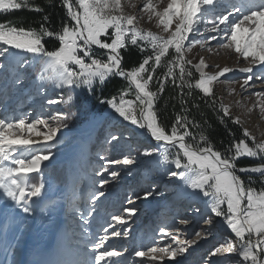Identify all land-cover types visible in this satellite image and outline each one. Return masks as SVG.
Returning a JSON list of instances; mask_svg holds the SVG:
<instances>
[{
	"label": "snow or ice",
	"instance_id": "1",
	"mask_svg": "<svg viewBox=\"0 0 264 264\" xmlns=\"http://www.w3.org/2000/svg\"><path fill=\"white\" fill-rule=\"evenodd\" d=\"M141 2L139 11L146 14L148 21H156L159 33L139 27V17L126 13L122 0H62L70 20L57 32L43 24L37 30L0 22V46H3L0 50V79H10L13 88L24 86V69L29 61L21 57L12 63L9 60L12 49L18 50L17 55L32 54L33 68L35 61L43 58V64L35 75L40 90H45L49 83L55 88L91 90L97 81L102 85L114 75L126 79L130 88L134 86L135 100L125 99L128 91H122L119 100L113 96L102 102L107 103L123 120L146 129L160 147L155 153L146 150L144 154H155L161 163L174 165L176 170L168 171V175L182 181L194 194H202L210 201L211 212L224 218L235 241L227 240L215 248L212 255L237 253L241 264H264V187L256 189L251 186V174L264 177V140L256 142L245 129V139L233 141L230 147L221 152L202 133L199 140H196L190 130V125L199 127L194 120L177 115L169 130L161 125L155 112L156 99L169 78L175 86L181 88L182 96L184 88L189 89L188 95L195 88L205 97H212L215 103L214 82L234 71L225 66L216 73H208L205 69L209 65L202 57L196 64L186 58V52L191 51L194 45L201 44V41L194 40L186 45L190 33L198 32L201 23L214 25L211 31L216 35L210 36L209 41L222 39L224 42L221 47L235 52L247 62V67L239 69L249 74L240 88L243 90L249 86L253 80L254 67L264 69V0H229L227 5H223L224 12L220 14L215 10L221 5V0H167L166 6H162L164 0ZM128 6L136 7L131 0H128ZM22 8L42 10L32 0H0V12ZM210 11L216 17L214 20L205 19ZM44 20L47 21L48 17L45 16ZM221 32L224 33L223 37H220ZM44 38L58 40L59 46L48 50L43 43ZM129 45L138 47L142 54L150 50V54L144 56L138 66L124 69L121 50H126ZM98 49L104 50L106 58L95 55ZM169 55L171 59H168ZM161 66L166 67V71L163 79L158 81V91L154 92L150 90V82L155 79L154 73ZM191 68L199 74V78L194 81L191 79ZM177 69L179 76L176 74ZM255 78L264 80V76ZM230 91L235 92V89ZM254 94L258 99L257 106L264 113V92ZM72 99L69 96L60 102L70 104ZM220 109L224 116L231 118L227 105L221 103ZM73 115L57 112L49 118L38 117L27 122L24 117H8L0 113V200L11 202L25 214L34 211L29 201L41 197L46 186L42 179L39 183L30 184V175L41 174L42 162L53 156L50 150L45 153L38 145L54 142L60 129L67 126ZM234 122L239 123V118H234ZM189 138L194 143H190ZM249 138L252 140L251 145L246 142ZM110 139L118 143L121 136L110 134ZM170 148L177 149L172 159L169 158ZM242 157L259 158L262 162L238 167L237 161ZM133 162L134 158L125 155L122 160L106 161V166L121 163L130 165ZM238 173L248 174V181L245 182ZM110 175L115 178L118 173L113 171ZM261 183L264 184V179ZM103 184L104 181H101ZM149 194L146 192L145 196ZM102 195L96 192L91 199L97 201ZM224 205L226 211L222 207ZM73 210H76L75 205ZM124 211L132 215L136 210L129 207ZM88 215H93V212L90 211ZM81 219L85 224L88 223L82 214ZM111 220L118 224L125 222L121 215H112ZM181 223L187 221L182 220ZM103 231L107 233V229ZM160 231L162 236L171 237L175 245L137 250L134 256L146 257L148 264H158L165 258L175 259L197 242L181 241L178 233L164 228ZM112 235L119 236V232L114 231ZM196 235L200 237L201 232ZM108 240L109 236L104 234L93 244L94 264H117L114 258L123 255L115 248L104 250ZM141 264H144L143 259Z\"/></svg>",
	"mask_w": 264,
	"mask_h": 264
},
{
	"label": "rangeland",
	"instance_id": "2",
	"mask_svg": "<svg viewBox=\"0 0 264 264\" xmlns=\"http://www.w3.org/2000/svg\"><path fill=\"white\" fill-rule=\"evenodd\" d=\"M131 2L136 5L135 8L128 6V0H122L125 12L139 17V27L159 33L160 29L156 26V21H148L146 14L139 11L142 7L141 0H131ZM228 2L229 0H221V5L215 10L216 13H223V5H227ZM166 3L167 0H164L162 6H166ZM215 18L211 11L205 17L206 20ZM8 23L19 27L15 21ZM213 27L212 23H201L198 32L190 33L186 45L194 40L201 41V44L194 45L191 51L186 52V58L196 64L202 57L209 65L205 69L208 73H216L225 66L234 69L213 84L219 111L224 115L220 104L227 105L232 120L239 118V123H235L241 127L243 135L244 130L247 129L251 138H254L256 142L264 140V113L257 106L258 99L254 94L264 92V80L255 78L264 76V69L255 66L253 80L249 82L248 87L241 90L240 84L249 74L240 72L239 69L247 67L248 64L235 52L221 47L220 45L224 42L222 39L209 41L210 36L216 35L211 31ZM223 35L224 33L221 32L220 37ZM129 48L142 54L138 47L129 45L126 50ZM2 49L3 46H0V50ZM17 52L18 50L15 49L10 51L9 60L12 63L21 57L29 61L24 69V86L19 89L13 88L10 79L8 81L0 79V113L8 117H24L27 122L38 117L49 118L57 112L74 113L72 119L67 122L66 128L79 132L72 134L66 144H53L44 148L45 153L50 150L53 156L48 161L42 162L41 174L33 173L36 174L37 181L30 179L29 183H39L42 179L46 187L41 198L47 201L42 208L31 215H25L18 209L20 211L18 236L8 247L9 250L5 257L7 264H23L22 257L25 248L29 249V256L34 253L35 243L41 236V232L44 235L43 231H45L47 236L50 229L49 224L56 218L62 206L71 223L69 225L71 240L76 246V251L82 256H85L84 253L87 255L89 253L92 262L90 264H94L93 244L104 234L109 236L104 250L115 248L123 253L121 257L114 258L117 259V264H141V259L144 260V264H148L146 257H135L134 252L146 251L147 248L153 246L175 245L171 237L162 236L161 228L178 233L181 241L195 240L197 242L175 259L165 258L158 264H241V258L237 253L212 255L215 248L225 244L227 240L235 241V237L224 223V218L217 217L211 212L210 201L202 195L200 200L190 199L193 192L189 193L188 190H184L182 181L168 175V171L176 170L174 165L161 163L155 154L152 156L144 154L146 150L155 153L160 147L159 144L153 141L144 129L123 120L107 103L102 102L113 96L119 100L122 91H128L125 99L135 100V91L132 87L130 88L126 79L114 75L102 85L97 81L91 90L68 87L51 90L55 88L51 83L46 85L45 90H40L38 82L35 81V75L43 64V58L36 60L35 68H33L32 54L19 53L17 55ZM149 54L150 50L144 52L142 59ZM95 55L98 58H106L104 50H96ZM168 59H171V55ZM149 71H151L150 66ZM165 71L166 67L163 66L160 79H163ZM191 71L193 73L191 79L193 81L198 79L199 74L195 69L191 68ZM176 74L179 76L178 69ZM112 82L118 89L107 94L106 86ZM231 89H235V92L230 91ZM8 92H10L9 96L4 99L3 96ZM69 96L73 97L70 104L60 102ZM48 101L56 103L49 104ZM41 130L44 129L41 128ZM110 134L121 136L120 141L118 143L111 141ZM251 138L246 139L250 145ZM176 152V148H170L169 158H174ZM125 155L134 158V162L130 165L121 163L106 166V161L122 160ZM240 159H248L254 164L262 162L259 158L242 157ZM62 169L64 171L60 178ZM113 171L118 173L115 178L110 175ZM71 172L76 174L73 185L69 187L68 179ZM238 174L245 182L248 181V174ZM262 179L264 177L259 174H251V186L261 189L264 187L261 183ZM101 181H104L103 185ZM96 192L103 195L97 201H92L91 197ZM146 192L150 194L145 196ZM108 197L118 202L114 210L105 204ZM73 205H75V211ZM129 207L136 210L132 215L124 211ZM222 207L226 211V205ZM90 211L93 215H88ZM81 214L88 220L87 224L81 219ZM112 215H121L125 222L118 224L112 221ZM182 220L187 223H181ZM9 221L10 217L5 220V223ZM104 229H107V233H104ZM114 231L119 232V236H113ZM197 232H201L200 237H197Z\"/></svg>",
	"mask_w": 264,
	"mask_h": 264
},
{
	"label": "trees",
	"instance_id": "3",
	"mask_svg": "<svg viewBox=\"0 0 264 264\" xmlns=\"http://www.w3.org/2000/svg\"><path fill=\"white\" fill-rule=\"evenodd\" d=\"M32 3L38 5L42 10L35 11L29 8L12 10L0 14V22L15 21L19 27H24L25 29H38L43 24L49 30L57 32L64 23H68L70 20L66 9L62 6V0H32ZM45 16L48 17L47 21L44 20ZM43 43L48 50H53L59 46L58 40L54 38H44ZM121 55L124 69L137 66L142 60V54L132 48L123 50ZM162 69L163 66L155 71V79L150 82L151 91H158V81L160 80ZM114 82L116 83V81ZM114 82L106 86L107 94H111L118 89L113 84ZM188 92L189 90L184 89V95L182 96L181 88L175 86L171 80L165 82L163 91L158 95L155 103V112L162 126L170 130L177 115L187 116L189 120H194L199 125V127L190 125V130L195 135L196 140H199V136L202 133L207 137L208 142L221 152L230 147L233 141L245 139L241 127L232 118L221 114L218 104L216 101L213 103L212 97H205L195 88L191 90V95H188ZM9 93L3 96L4 99H7ZM182 100L184 103H182ZM189 142L194 143L191 138H189ZM252 164L254 162L248 159H239L237 161L238 167ZM63 171L64 169L61 171L60 178H62ZM30 179L37 181L36 174H33ZM105 204L108 208L114 210L118 202L108 197L105 200Z\"/></svg>",
	"mask_w": 264,
	"mask_h": 264
},
{
	"label": "bare ground",
	"instance_id": "4",
	"mask_svg": "<svg viewBox=\"0 0 264 264\" xmlns=\"http://www.w3.org/2000/svg\"><path fill=\"white\" fill-rule=\"evenodd\" d=\"M57 88H53L51 90H54ZM146 134L150 136V134L144 129ZM78 130L70 129V128H61L60 131L57 134V137L54 138V142H49L47 144H40L38 147L44 149L47 147L52 146L53 144H66L68 140L72 137V134H78ZM152 138V137H151ZM160 146V145H159ZM27 154V153H26ZM75 172H71L69 174L68 179V186L71 187L73 185V181L75 178ZM182 188L184 190H188L187 192L192 193L193 190L186 188L184 186V183H182ZM68 191V190H66ZM188 194V193H187ZM202 194L196 193L193 195H190V199L193 201L200 200V196ZM202 198V196H201ZM45 198H36L35 200L29 201V203L32 204L34 211L32 213H29L28 215L33 214L38 209L42 208V206L45 204ZM186 204V203H185ZM19 210L14 207V205L11 202L4 203L2 200H0V264H7L5 257L7 255V252L9 250L10 243H14L18 236V227L20 224L19 219ZM12 214V216H10ZM26 215V214H25ZM10 217L9 223H5V220ZM13 218V219H11ZM57 216L53 220L52 223L49 224L50 229L48 230L47 236L45 235V231L41 232V236H39L38 240L36 241L35 251L30 256L28 255L29 249H23V261L24 264H70L74 261L76 258L73 255H76V252H72L71 248H67L66 244H62V241L60 240L63 231V228H60L59 230V236L57 238L55 249L51 251L46 250V246L48 242L50 241L51 234L54 230V227L56 225ZM70 228V227H69ZM39 241V242H38ZM38 242V243H37ZM73 246H75L73 244ZM76 247V246H75ZM10 260V259H9ZM67 260V262H66ZM11 262V260H10ZM83 264H88V261H84Z\"/></svg>",
	"mask_w": 264,
	"mask_h": 264
},
{
	"label": "water",
	"instance_id": "5",
	"mask_svg": "<svg viewBox=\"0 0 264 264\" xmlns=\"http://www.w3.org/2000/svg\"><path fill=\"white\" fill-rule=\"evenodd\" d=\"M127 81V80H126ZM128 82V81H127ZM132 88L134 89V86H132ZM135 91V90H134ZM153 141H155L154 139H153Z\"/></svg>",
	"mask_w": 264,
	"mask_h": 264
}]
</instances>
